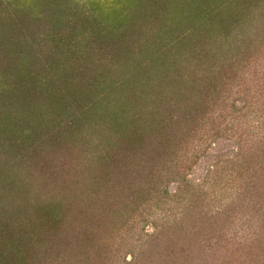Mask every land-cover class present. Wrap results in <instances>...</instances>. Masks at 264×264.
Here are the masks:
<instances>
[{
  "label": "trees",
  "instance_id": "obj_1",
  "mask_svg": "<svg viewBox=\"0 0 264 264\" xmlns=\"http://www.w3.org/2000/svg\"><path fill=\"white\" fill-rule=\"evenodd\" d=\"M256 3L110 0L101 12L95 11L100 0H0V264H75L77 256L86 258L89 251L91 260L101 259L98 241L104 232L122 226L114 223L118 218L122 223V214L132 206L117 210L84 186L79 172L56 175L51 164L62 165L66 150L89 149L99 142L109 152L97 160L117 158L125 149L114 145L124 136L141 144L139 130H127L130 114L143 105L150 120L151 108L162 102L160 88L177 99L183 96L170 85L194 90L202 110L188 101L181 116L189 114L192 122L193 113L203 112L216 95V76L220 80L224 74V60L231 63L230 54L240 46L236 42L245 49L262 31L264 18L258 11L263 13L264 3L260 0L258 11ZM132 34L141 40L132 44L135 51L127 43ZM250 107L246 102L235 107L233 112L244 117L238 124L251 123ZM159 121L150 122L149 137L165 133L166 124L157 129ZM137 151L130 150L129 166L123 161L129 171H135V156L141 158ZM47 154L52 163L43 161ZM231 158V164L218 159L228 176L232 164L245 166L242 157ZM114 168L111 179L116 181L121 170L118 164ZM155 173L151 176L160 183L162 175ZM168 176L177 181L171 196L192 198L194 189L188 188L183 171L172 166L164 178ZM163 187L160 192L167 195ZM201 234L212 243L202 230L197 236ZM213 241L220 242L219 236Z\"/></svg>",
  "mask_w": 264,
  "mask_h": 264
},
{
  "label": "rangeland",
  "instance_id": "obj_2",
  "mask_svg": "<svg viewBox=\"0 0 264 264\" xmlns=\"http://www.w3.org/2000/svg\"><path fill=\"white\" fill-rule=\"evenodd\" d=\"M100 3L102 5L95 11L106 12L103 5L110 0H100ZM260 6V0H257L254 9L258 11ZM260 9L263 13L258 11V14L264 18V5ZM261 23L264 24V20ZM261 30L245 49L236 42L240 46L230 54L233 55L231 63L224 60V74L220 80L216 76V97L203 112L193 113L192 122L189 114L186 119L181 116L187 112L184 109L189 106L188 101H192L191 104L196 101L195 105L202 110L197 102L199 99L193 97L194 90L181 87V84L170 85L169 89L180 91L183 96L177 99L176 95L169 96L168 91L160 88L162 94L158 98L162 102L158 107L155 102L150 120L143 105L132 110L129 118L132 123L129 122L127 130H139L137 137L141 144L134 145L132 138L125 136L116 140L114 146L125 149L120 154H125V158L119 155L97 160L106 150L109 152V147L100 142L93 148L68 151L59 145L61 151L66 150V155L62 156V165L57 161L51 164L53 167L49 169L55 170L56 175L73 177L79 172L83 185L92 188L99 200H107L116 205L117 210L132 206L130 212L122 214V223L120 218L114 223L122 226L104 232L98 241L101 259L91 260L89 251L86 258L77 256L79 261L75 264H264V26ZM132 35L127 43L131 51H135L132 44L139 37ZM235 89L242 99L235 97ZM245 102L253 104L250 124L255 126L254 130L248 127V122V126L238 124L244 119L243 114L239 116L233 112ZM151 121H159L157 129L166 124L162 136H148L153 130ZM168 124L174 128L169 129ZM142 142L147 146L145 150L141 148ZM129 148L138 150L141 157L135 156L134 172L123 164L125 160L129 166ZM232 156L242 157L245 166L232 164L228 176L227 171L223 172L225 165L218 164V159L230 160L231 164ZM50 159L51 155L43 161L49 164L52 163ZM117 164L120 168L116 169L121 173L114 181L111 175L114 176ZM172 166L184 172L191 185L188 188L194 189L192 198L171 196L177 181L174 177L164 176ZM155 172L162 175L159 176L160 183L151 176H156ZM32 173L37 179L36 169ZM94 185L97 188L94 189ZM162 187L167 195L160 192ZM100 204L95 200V208H100ZM201 230L210 236L211 244L205 242L203 234L197 236ZM216 235L220 242L213 241ZM153 237L158 240L157 244Z\"/></svg>",
  "mask_w": 264,
  "mask_h": 264
}]
</instances>
